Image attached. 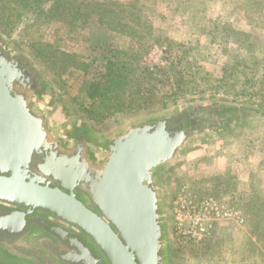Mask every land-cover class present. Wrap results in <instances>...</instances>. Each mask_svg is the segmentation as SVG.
Returning a JSON list of instances; mask_svg holds the SVG:
<instances>
[{
    "label": "rangeland",
    "instance_id": "374dc122",
    "mask_svg": "<svg viewBox=\"0 0 264 264\" xmlns=\"http://www.w3.org/2000/svg\"><path fill=\"white\" fill-rule=\"evenodd\" d=\"M6 1L1 38L45 81L62 122L74 115L98 140L198 105L240 110L237 125L213 129L158 176L167 264H264V0H60L62 17L49 15L51 1L26 0L25 9ZM51 51L67 70L52 64ZM107 60L151 97L147 108L131 105L128 92L118 112L87 97L88 79ZM184 188L241 209L243 224L221 223L204 242L177 246L171 201Z\"/></svg>",
    "mask_w": 264,
    "mask_h": 264
},
{
    "label": "flooded vegetation",
    "instance_id": "af4514ba",
    "mask_svg": "<svg viewBox=\"0 0 264 264\" xmlns=\"http://www.w3.org/2000/svg\"><path fill=\"white\" fill-rule=\"evenodd\" d=\"M229 108L218 113L235 117L230 121L235 126L240 110ZM57 115L45 81L0 36V177L38 187L39 191L74 196L100 216L91 204L86 183L75 181L65 189L56 179L72 178L73 173L67 177L63 169L81 170L77 163H69L75 156L90 168H98L95 155L106 151L107 139L98 140L93 130L74 115L65 113L67 123ZM211 116L206 107H191L176 118L186 130L192 127L198 133L228 126L220 122V116H214L216 122ZM78 174L75 172L77 178ZM0 264L110 263L94 240L68 218L47 209L0 200Z\"/></svg>",
    "mask_w": 264,
    "mask_h": 264
},
{
    "label": "water",
    "instance_id": "95a60500",
    "mask_svg": "<svg viewBox=\"0 0 264 264\" xmlns=\"http://www.w3.org/2000/svg\"><path fill=\"white\" fill-rule=\"evenodd\" d=\"M179 113L180 110L128 124L106 140L105 152L95 155L100 163L96 169L79 156L69 159L81 170L63 169L67 177L73 173L72 178L56 180L65 189L75 181L86 183L91 204L100 216L74 196L39 191L38 187L3 177L0 200L47 209L68 218L94 240L110 264H167L158 176L193 144L215 132L208 129L198 133L192 127L186 130L180 125L181 119L176 118ZM75 172L81 173L78 178Z\"/></svg>",
    "mask_w": 264,
    "mask_h": 264
},
{
    "label": "trees",
    "instance_id": "16d2710c",
    "mask_svg": "<svg viewBox=\"0 0 264 264\" xmlns=\"http://www.w3.org/2000/svg\"><path fill=\"white\" fill-rule=\"evenodd\" d=\"M12 1V0H9ZM26 0H15L13 1L15 3L16 9L18 8H27L28 4L25 2ZM37 3H41V0H32ZM51 1V6L49 7V15L50 16H56V17H62L61 14L64 13L65 9L61 4L60 0H47ZM7 5V1H0V10L1 12L4 11V6ZM112 30V28H110ZM51 57L53 58V65H59L62 69V71H65L68 69L69 64L62 63L63 59L61 58V53H56L55 51L50 52ZM71 66L74 69H79L84 72L88 69V64L79 63L75 61H69ZM62 63V64H61ZM102 71L99 73H94L91 75L90 79H88V88H87V97L89 99H95L99 101L100 103H104L109 108H114L115 111H121L124 108V101L125 99H129L131 105L135 103L134 107L136 106L137 109H144L146 107V103L149 101H152L151 97H146L145 91L142 92L140 95L139 90V84L131 83V79L129 80V74H127V71L125 68H123V65L109 61L103 65ZM185 82L186 80L183 79V77H180L176 80L177 90L178 91H185ZM139 87V88H138ZM135 88L137 91H134ZM193 90V89H191ZM189 90V91H191ZM128 92V94H126ZM126 94V95H125ZM140 97H139V95ZM125 95V99L123 100V97ZM137 96V97H136ZM130 105V106H131ZM112 106V107H111ZM114 106V107H113ZM209 110V114H211L215 122L219 118L220 122H225L226 125L231 124L230 121L236 120L235 117L227 118L226 115H223L220 112V109L229 108L221 105H215V106H208L206 107ZM230 109V108H229ZM217 112V114H216ZM216 114V115H214ZM216 116H220L215 118ZM213 123V122H212ZM224 123V124H225Z\"/></svg>",
    "mask_w": 264,
    "mask_h": 264
},
{
    "label": "built area",
    "instance_id": "2783aa9c",
    "mask_svg": "<svg viewBox=\"0 0 264 264\" xmlns=\"http://www.w3.org/2000/svg\"><path fill=\"white\" fill-rule=\"evenodd\" d=\"M171 219V238L177 246L185 247L204 242L221 223L241 226L244 215L228 203L211 196H196L184 188L171 201Z\"/></svg>",
    "mask_w": 264,
    "mask_h": 264
}]
</instances>
